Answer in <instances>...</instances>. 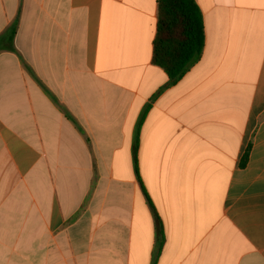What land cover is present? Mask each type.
Segmentation results:
<instances>
[{
	"label": "crops",
	"instance_id": "obj_1",
	"mask_svg": "<svg viewBox=\"0 0 264 264\" xmlns=\"http://www.w3.org/2000/svg\"><path fill=\"white\" fill-rule=\"evenodd\" d=\"M157 1L0 0V264H264V0L173 84Z\"/></svg>",
	"mask_w": 264,
	"mask_h": 264
},
{
	"label": "trees",
	"instance_id": "obj_2",
	"mask_svg": "<svg viewBox=\"0 0 264 264\" xmlns=\"http://www.w3.org/2000/svg\"><path fill=\"white\" fill-rule=\"evenodd\" d=\"M157 3L158 24L153 44V63L167 73L170 84H173L203 53L204 21L195 0H158ZM13 35L12 31L0 38V51L13 50ZM136 147L137 145L134 150L135 161ZM158 232L161 234L160 226Z\"/></svg>",
	"mask_w": 264,
	"mask_h": 264
}]
</instances>
